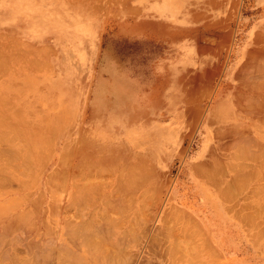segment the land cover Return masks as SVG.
Wrapping results in <instances>:
<instances>
[{"label":"crops","instance_id":"obj_1","mask_svg":"<svg viewBox=\"0 0 264 264\" xmlns=\"http://www.w3.org/2000/svg\"><path fill=\"white\" fill-rule=\"evenodd\" d=\"M198 1L179 22L126 0L104 25L102 0H50L91 17L93 35L64 48L0 30V47L17 49L0 51V264H194L167 253L199 251L183 245L198 226L208 264H264V0ZM199 11L226 12L223 33L182 35ZM57 96L77 110L62 134L50 129Z\"/></svg>","mask_w":264,"mask_h":264},{"label":"rangeland","instance_id":"obj_2","mask_svg":"<svg viewBox=\"0 0 264 264\" xmlns=\"http://www.w3.org/2000/svg\"><path fill=\"white\" fill-rule=\"evenodd\" d=\"M179 3L178 2H181ZM202 0L198 1L201 2ZM216 2H222L221 0H215ZM157 3L158 0H150L151 3ZM178 7H170L165 11H160V7H150L152 10H155L160 15L167 16V18L171 21H179L185 22L186 12L185 9L187 7H183V5L187 2V0H178ZM3 3L13 5L0 7V30H9L11 33H16L18 36L27 38L31 41H44L47 37L51 36V39L57 42V44L64 48L67 42L82 41L84 36L93 35L94 28L90 24L91 17L87 12L83 10V7H46V4H50V0H4ZM103 3V11L102 21L104 25H110L113 20L119 19L121 16L127 15L126 12L116 11L118 7H125L126 0H102ZM153 3V4H155ZM215 9H222V7H214ZM226 12L222 11H199V12H190L189 15L196 17L191 25H197L198 27H193L191 29H183L182 35L188 34H198V35H207L212 34L213 31L216 34L223 33L222 21L221 18L225 15ZM231 14L229 29L231 35L238 34V27H235L237 24V14ZM66 42V43H65ZM111 45H104L105 48L110 47ZM161 49V48H160ZM17 50L16 47L12 44H8L7 46L2 45L0 47V51L13 52ZM156 53H152L155 55L159 53L161 50L153 49ZM52 53L50 52V66L52 67L54 60H52ZM95 60L90 61V66L92 71L95 69ZM103 63V71H109L111 67H113V61L111 59H105L101 61ZM137 65H142V61H136ZM55 68H58V65H55ZM94 80L92 78L88 83L93 84ZM88 99H94V92H87ZM93 110V109H92ZM52 115H56L58 123L53 125L50 123V129H57L60 134L63 133V129L66 126L68 121H74L77 115V110L73 102L70 104L66 103L62 96H57L55 98L50 97V113ZM139 130V128L134 127V140H132L135 147H143L147 146V141L143 138L147 139L145 133ZM144 139V140H142ZM146 141V142H145ZM52 140H50V148L52 147ZM82 142V141H81ZM150 146L156 149L158 146V137H152L149 139ZM76 147L79 146V141H76ZM157 152V151H156ZM253 222V221H252ZM255 222V221H254ZM199 227V234L192 238L191 236H183V245L187 247L191 244L192 239H195L193 244L199 243V251L195 253H191L190 251H183L182 253H167L168 258L171 256H175V254L181 256L182 258H190L191 254L195 256L197 259L194 264H208L209 260L215 259V254L213 252L208 253V256H203L205 251L202 249L207 248V240L206 235L203 231H201ZM252 243V242H251ZM205 260L206 263H200L198 261Z\"/></svg>","mask_w":264,"mask_h":264},{"label":"bare ground","instance_id":"obj_3","mask_svg":"<svg viewBox=\"0 0 264 264\" xmlns=\"http://www.w3.org/2000/svg\"><path fill=\"white\" fill-rule=\"evenodd\" d=\"M177 2H178V0H158L157 3L152 2L150 7H160V8H159L160 11H165L166 9H168V8H170V7H178V6H177ZM153 3H155V4H153ZM179 3H182V1H181V2H178V4H179ZM166 11H167V10H166ZM230 30H232V28H231ZM260 34H261V33H260ZM258 38H259V37H258ZM262 38H263V37H261V38H259V39L262 40ZM211 40H212V39H211ZM256 41H257V40H256ZM232 42H233V41H232ZM258 42H259V41H258ZM221 43H222V42H221ZM258 44H259V43H258ZM260 45H261V44H260ZM263 45H264V44H263ZM256 47H257V46H256ZM259 47H260V46H259ZM259 47H258V48H259ZM260 48H261V47H260ZM263 49H264V48H263ZM255 50H258V49H255ZM252 51H254V49H253ZM250 54H251V53H250ZM260 54H261V53H260ZM247 56H248V55H247ZM257 56H258V55H257ZM249 58H250V57H249ZM255 58H256V57H255ZM259 58H261V57L259 56ZM263 58H264V57H263ZM247 60H248V58H247ZM258 60H261V59H258ZM263 61H264V59H263ZM257 62H258V61H257ZM259 62H260V61H259ZM261 62H262V60H261ZM244 63H245V62H244ZM252 63H253V62H252ZM227 64H229V63H227ZM240 64H241V63H240ZM253 64H254V63H253ZM258 64H260V63H258ZM241 65H242V64H241ZM261 65H262V64H261ZM263 65H264V63H263ZM242 66H243V65H242ZM242 66H240V67H242ZM244 66H245V65H244ZM251 66H252V65H251ZM255 67H256V66H255ZM257 67H259V66H257ZM257 67H256V68H257ZM249 69L251 70V68H249ZM252 69H253V68H252ZM262 69H263V68H262ZM262 69H261V70H262ZM247 70H248V69H247ZM253 70H255V69H253ZM253 70H252V72H253ZM259 70H260V69H259ZM239 71H240V70H239ZM263 71H264V69H263ZM254 72H256V71H254ZM259 73H262V72L260 71ZM256 74H257V73H256ZM213 75H214V74H213ZM215 75H216V74H215ZM247 75H248V73H247ZM247 75H246V76H247ZM251 75H254V74H251ZM261 75H263V74H261ZM249 76H250V75H249ZM249 76H247V78H248ZM256 76H257V75H256ZM211 77H212V75H211ZM250 77H252V76H250ZM250 77H249V79H250ZM212 78H213V77H212ZM239 78H240V77H239ZM254 78H255V77H254ZM256 78H258V77H256ZM260 79H262V77H261ZM209 80H210V79H209ZM247 80H248V79H247ZM247 80H245V81H247ZM252 80H253V79H252ZM255 80H257V79H255ZM206 81H207V80H206ZM241 81H242V80H241ZM250 81H251V80H250ZM261 81H262V80H261ZM248 82H249V80H248ZM248 82H246V83H248ZM253 82H254V81H253ZM258 82H259V81H258ZM256 83H257V82H255V84H256ZM244 84H245V83H244ZM255 84L253 83L254 86H255ZM249 85H250V84H249ZM242 86L244 87V85H242ZM242 86H241V87H242ZM260 86H261V85H260ZM260 86H257V87H260ZM241 87H240V88H241ZM255 87H256V86H255ZM257 87H256V89H257ZM194 88H195V87H194ZM249 88H250V86H249ZM249 88L247 87V90H248V91H250V89H251V88H250V89H249ZM256 89H255V90H256ZM259 89H260V88H259ZM259 89H258V90H259ZM261 89H262V88H261ZM261 89H260V90H261ZM239 90H240V89H239ZM241 90H242V89H241ZM260 90H259V91H260ZM197 91H198V90H197ZM242 91H243V90H242ZM253 91H254V90H253ZM261 91H262V90H261ZM261 91H260V92H261ZM255 92H256V91H255ZM255 92L251 94V97H252V95H254V96L256 95ZM263 92H264V91H263ZM237 93H238V92H237ZM256 93H258V92H256ZM261 93H262V92H261ZM244 94H245V92H244ZM248 94H249V93H248ZM245 95H247V94H245ZM256 96H257V95H256ZM258 96H260V95H258ZM258 96H257V97H258ZM195 97H196V96H195ZM260 97H261V96H260ZM237 98H238V97H237ZM253 98H254V97H253ZM262 98H263V96H262ZM262 98H261V100H262ZM247 99H248V98H247ZM247 99L245 98L246 101H247ZM250 99H251V98H250ZM257 99H259V98H257ZM254 100H256V99L254 98ZM254 100H251V101H254ZM251 101H249V103H250V105L248 104L249 106H251ZM258 101H259V100H258ZM258 101H256V102H257V103H260V102H258ZM243 102H244V101H243ZM256 102H255L254 104H257ZM262 102H264V101L262 100ZM262 102H261V103H262ZM247 103H248V102H247ZM247 103H246V104H247ZM261 103H260V105L262 106ZM235 104H236V103H235ZM243 104H244V103H243ZM244 105H245V104H244ZM258 105H259V104H258ZM258 105H256V106L258 107ZM236 106L238 107V105H236ZM240 106H241V105H240ZM256 106H254V107H256ZM254 107H249V108H254ZM263 107H264V106H263ZM190 108H191V107H190ZM195 108H197V106H196ZM239 108H240V107H239ZM245 108H248V107L246 106V107H244V109H245ZM259 108H260V107H259ZM259 108H258V109H259ZM241 109H242V108H241ZM253 110H256V109H253ZM262 110H263V108L261 109V113H262ZM197 111H198V110H197ZM248 111L250 112V110H248ZM259 111H260V110H259ZM200 112H201V111H200ZM251 112H252V111H251ZM245 113H246V112H245ZM245 113H244V114H245ZM254 113H255V112H254ZM259 113H260V112H258V114H259ZM248 114H250V113H248ZM256 114H257V113H256ZM263 115H264V114H263ZM195 116H196V115H195ZM201 116H202V115H201ZM260 116H262V115H259V117H260ZM256 117H257V116H256ZM257 118H258V117H257ZM261 118H262V117H261ZM261 118H260V120H261ZM214 121H215V120H214ZM245 126H246V125H245ZM239 128H240V127H239ZM243 128H244V127H243ZM219 130H220V129H219ZM242 130H243V129H242ZM242 130H238V131L240 132V131H242ZM243 132H246V130H245V131L243 130ZM222 133H223V132H222ZM240 133H241V132H240ZM234 134H235V132H234ZM218 136H219V135H218ZM247 136L250 137L249 135H247ZM248 137L245 136L244 139H245V138H248ZM241 138H242V136H241ZM2 139H3V138H2ZM29 139H30V138H29ZM238 139H239V138H238ZM242 139H243V138H242ZM248 139H249V138H248ZM234 141H235V140H233V143H234ZM238 141H239V140H238ZM235 142H237V141H235ZM243 142H244V141H243ZM245 142H246V139H245ZM245 142L242 143V144H245ZM230 143H231V142H230ZM237 143H238V142H237ZM231 144H232V143H231ZM232 145H233V144H232ZM234 145H235V144H234ZM237 145H239V144H236V146H237ZM227 146H228V145H227ZM239 146H242V145H239ZM244 146H245V145H244ZM20 147H21V146H20ZM28 147H29V146H28ZM233 147H234V146H233ZM237 147H238V146H237ZM245 147H246V146H245ZM1 149H2V148H1ZM235 149H236V148H235ZM242 149H243V146H242ZM236 150H237V149H236ZM240 150H241V148H240ZM20 152H21V151H20ZM26 152H27V151H26ZM41 152H42V151H41ZM232 152H233V151H232ZM238 152H240V151H238ZM15 153H16V152H15ZM234 153H235V152H234ZM65 154H66V153H65ZM232 155H233V154H232ZM234 155L236 156V154H234ZM37 156H38V155H37ZM20 157H21V156H20ZM23 157H24V156H23ZM60 157H61V156H60ZM63 157H65V156H63ZM232 157H234V156H232ZM237 157H239L238 154H237L236 158H237ZM61 158H62V157H61ZM234 158H235V157H234ZM236 158H235V159H236ZM23 160H24V159H23ZM46 160H47V159H46ZM62 160H63V159H62ZM67 160H68V159H67ZM214 162H215V161H214ZM218 163H219V161H218ZM222 163H223V162H222ZM229 163H230V162H229ZM8 165H9V164H8ZM223 165H224V164H223ZM12 166H13V165H12ZM202 166H203V165H202ZM15 167H16V166H15ZM206 168H207V167H205V169H206ZM210 168H211V167H210ZM76 169H78V168H76ZM211 169H212V168H211ZM211 169H210V170H211ZM218 169H219V168H218ZM25 170H26V169H25ZM27 170H28V169H27ZM206 170H207V169H206ZM210 170H209V171H210ZM213 170H214V169H213ZM222 170H223V169H222ZM17 171H18V170H17ZM23 171H24V170H23ZM59 171H60V170H59ZM201 171H202V170H201ZM219 171H220V170H219ZM8 172H9V171H8ZM32 172H33V171H32ZM66 172H68V171H66ZM207 172H208V171H207ZM1 173H2V172H1ZM216 173H217V172H216ZM218 173H219V172H218ZM221 174H222V173H221ZM6 175H8V174H6ZM24 175H25V174H24ZM32 175H33V174H32ZM213 175H214V174H213ZM82 176H83V175H82ZM210 176H212V175H210ZM6 177H7V176H6ZM10 177H11V176H10ZM214 177H215V176H214ZM73 179H74V178H73ZM76 182H77V181H76ZM72 183H73V182H72ZM19 184H20V183H19ZM72 185H73V184H72ZM74 187H75V186H74ZM76 190H77V189H76ZM40 192H41V191H40ZM79 192H80V191H79ZM80 193H81V192H80ZM74 197H75V196H74ZM75 199H76V197H75ZM42 200H43V199H42ZM74 201H75V200H74ZM39 204H40V203H39ZM74 204H75V203H74ZM35 205H36V204H35ZM40 205H41V204H40ZM77 207H78V206H77ZM35 217H36V216H35ZM8 221H9V220H8ZM66 224H67V223H66ZM6 225H7V224H6ZM31 228H32V227H31ZM2 229H3V228H2ZM11 231H12V229H11ZM22 231H23V230H22ZM9 232H10V231H9ZM6 233H7V232H6ZM10 234H11V233H10ZM21 237H22V235H21ZM26 237H27V236H26ZM18 238H19V237H18ZM46 239H47V238H46ZM48 239H49V238H48ZM19 240H20V239H19ZM16 241H18V240H16ZM29 241H30V240H29ZM36 242H37V241H36ZM61 243H62V242H61ZM0 244H1V243H0ZM34 247H35V246H34ZM2 253H3V252H2ZM47 256H48V255H47ZM0 258H1V257H0ZM45 260H46V259H45ZM33 261H34V260H33ZM42 261H43V260H42ZM30 262H31V261H30ZM25 263H26V262H25ZM36 264H37V263H36Z\"/></svg>","mask_w":264,"mask_h":264}]
</instances>
